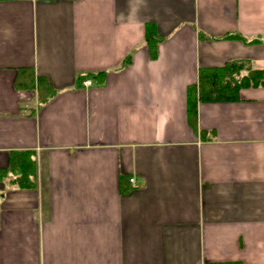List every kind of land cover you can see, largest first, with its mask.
Listing matches in <instances>:
<instances>
[{
    "label": "crops",
    "instance_id": "1",
    "mask_svg": "<svg viewBox=\"0 0 264 264\" xmlns=\"http://www.w3.org/2000/svg\"><path fill=\"white\" fill-rule=\"evenodd\" d=\"M231 61L264 68V0H1L0 171L33 151L37 187L0 178V264H264V87L187 111Z\"/></svg>",
    "mask_w": 264,
    "mask_h": 264
},
{
    "label": "trees",
    "instance_id": "2",
    "mask_svg": "<svg viewBox=\"0 0 264 264\" xmlns=\"http://www.w3.org/2000/svg\"><path fill=\"white\" fill-rule=\"evenodd\" d=\"M1 1V0H0ZM240 33L226 34L223 38H240ZM214 39V37H212ZM147 44L151 58L157 55V42L148 38ZM127 61V58H126ZM246 69L245 72H242ZM105 72L89 73L78 79L96 78L103 81ZM17 89H35L38 103L47 101L56 90L44 76L37 75L32 67H20L15 77ZM247 87H264V68H245L244 61H231L218 68H201L198 84L190 85L187 90V111L189 121L195 126L198 100H231L239 96L240 90ZM0 178L20 189L37 187L36 160L33 151H16L10 165L0 171ZM204 264H241L239 261L206 262Z\"/></svg>",
    "mask_w": 264,
    "mask_h": 264
},
{
    "label": "built area",
    "instance_id": "3",
    "mask_svg": "<svg viewBox=\"0 0 264 264\" xmlns=\"http://www.w3.org/2000/svg\"><path fill=\"white\" fill-rule=\"evenodd\" d=\"M84 84L86 85V86H89V85H91L92 84V81L91 80H85L84 81ZM129 182H131L132 184H133V186H137V180H136V178L135 177H131V178H129Z\"/></svg>",
    "mask_w": 264,
    "mask_h": 264
}]
</instances>
